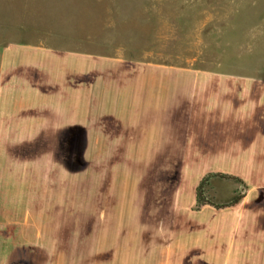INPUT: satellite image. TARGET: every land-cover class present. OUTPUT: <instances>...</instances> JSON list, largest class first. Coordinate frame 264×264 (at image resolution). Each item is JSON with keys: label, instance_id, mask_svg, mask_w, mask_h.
Returning a JSON list of instances; mask_svg holds the SVG:
<instances>
[{"label": "rangeland", "instance_id": "374dc122", "mask_svg": "<svg viewBox=\"0 0 264 264\" xmlns=\"http://www.w3.org/2000/svg\"><path fill=\"white\" fill-rule=\"evenodd\" d=\"M12 42L53 54L55 71L37 87L49 90L38 123L0 126V264H112L133 250L138 264L148 236L133 240L122 202L167 212L168 226L202 174L195 157L121 139L97 91L148 69L264 77V0H0V50ZM244 191L217 178L208 195Z\"/></svg>", "mask_w": 264, "mask_h": 264}, {"label": "crops", "instance_id": "0c3cea01", "mask_svg": "<svg viewBox=\"0 0 264 264\" xmlns=\"http://www.w3.org/2000/svg\"><path fill=\"white\" fill-rule=\"evenodd\" d=\"M54 71L53 54L28 44H5L0 50V126L38 123L39 103L49 90L37 87L48 84ZM133 77L124 86L103 85L97 109L105 98L104 109L111 110L121 139L126 135L144 150L160 151L154 155L195 157V173L202 174L195 195L173 202L181 210L168 226L167 212L160 216L130 197L122 202L124 214L117 211V216L135 231L133 240H140L136 231L148 236L138 264H264V196L252 195L256 188L264 192V77L209 69H148ZM209 173L238 176L244 195L232 206L206 204L195 210L197 188ZM217 178L224 179L214 177L209 190ZM233 197L211 198L224 204ZM164 199L160 202L166 205ZM138 211L145 213L141 226L135 222ZM167 231L170 239H165ZM132 252L131 260L112 255L111 263L135 264Z\"/></svg>", "mask_w": 264, "mask_h": 264}, {"label": "trees", "instance_id": "16d2710c", "mask_svg": "<svg viewBox=\"0 0 264 264\" xmlns=\"http://www.w3.org/2000/svg\"><path fill=\"white\" fill-rule=\"evenodd\" d=\"M214 177H220V178H224V179L237 181L240 184L243 183L242 180L238 176H235L232 174H225V173H209V174H207L201 180V182L197 188V204H196L197 209L201 208L202 206H204L206 204H211L217 208H224V207L232 206V205L236 204L240 200V198L244 195V193L239 192L238 194H236L233 197V199L231 201H229L227 203H224V204L216 203L208 195L209 186L211 184V180Z\"/></svg>", "mask_w": 264, "mask_h": 264}]
</instances>
